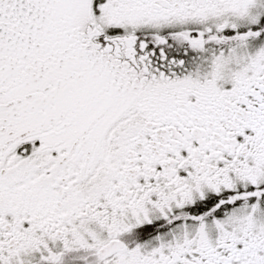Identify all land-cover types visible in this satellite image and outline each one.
I'll return each mask as SVG.
<instances>
[{
  "label": "snow or ice",
  "instance_id": "6c2138e0",
  "mask_svg": "<svg viewBox=\"0 0 264 264\" xmlns=\"http://www.w3.org/2000/svg\"><path fill=\"white\" fill-rule=\"evenodd\" d=\"M0 264H264V0H0Z\"/></svg>",
  "mask_w": 264,
  "mask_h": 264
}]
</instances>
